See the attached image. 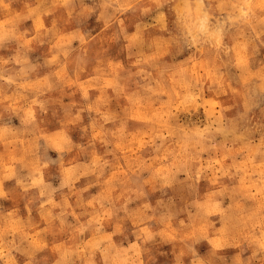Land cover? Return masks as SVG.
I'll use <instances>...</instances> for the list:
<instances>
[{"label": "rangeland", "instance_id": "rangeland-1", "mask_svg": "<svg viewBox=\"0 0 264 264\" xmlns=\"http://www.w3.org/2000/svg\"><path fill=\"white\" fill-rule=\"evenodd\" d=\"M183 13L0 0V264H264V9Z\"/></svg>", "mask_w": 264, "mask_h": 264}, {"label": "clouds", "instance_id": "clouds-1", "mask_svg": "<svg viewBox=\"0 0 264 264\" xmlns=\"http://www.w3.org/2000/svg\"><path fill=\"white\" fill-rule=\"evenodd\" d=\"M183 5L184 20L191 22L193 17L196 19L194 31H187L185 38L193 45L211 44L215 47L220 46L228 28L249 23L255 17L256 8L264 9V3H256V0H220V10L228 11V14L221 18L214 15L215 0H183ZM3 195L5 194L0 192V196Z\"/></svg>", "mask_w": 264, "mask_h": 264}]
</instances>
